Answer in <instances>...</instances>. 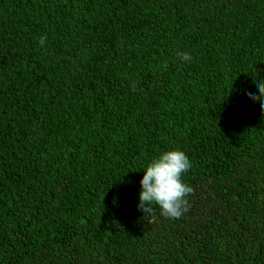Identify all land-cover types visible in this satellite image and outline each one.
Segmentation results:
<instances>
[{
    "label": "trees",
    "instance_id": "16d2710c",
    "mask_svg": "<svg viewBox=\"0 0 264 264\" xmlns=\"http://www.w3.org/2000/svg\"><path fill=\"white\" fill-rule=\"evenodd\" d=\"M257 80L264 0H0V264H264ZM177 149L188 210L145 216Z\"/></svg>",
    "mask_w": 264,
    "mask_h": 264
},
{
    "label": "clouds",
    "instance_id": "9594fccd",
    "mask_svg": "<svg viewBox=\"0 0 264 264\" xmlns=\"http://www.w3.org/2000/svg\"><path fill=\"white\" fill-rule=\"evenodd\" d=\"M46 36L42 35L39 43L45 45ZM177 57L183 61H190L191 55L187 52H178ZM259 95L248 92L252 101H260L264 111V81L257 80ZM192 167V162L182 150H170L162 153L157 159L152 160L143 170L144 175L140 180L138 210L151 215L153 205H158L161 215L167 218H179L188 210L187 196L194 189L182 180L184 173Z\"/></svg>",
    "mask_w": 264,
    "mask_h": 264
}]
</instances>
